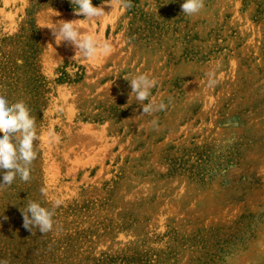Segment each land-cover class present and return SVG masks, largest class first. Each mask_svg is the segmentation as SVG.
Returning a JSON list of instances; mask_svg holds the SVG:
<instances>
[{
  "label": "rangeland",
  "instance_id": "obj_1",
  "mask_svg": "<svg viewBox=\"0 0 264 264\" xmlns=\"http://www.w3.org/2000/svg\"><path fill=\"white\" fill-rule=\"evenodd\" d=\"M183 2L92 0L106 15L89 20L70 0H0V92L36 117L38 153L0 191V260L264 264V0ZM61 21L111 51L82 57ZM140 74L165 110L143 114ZM29 201L54 209L51 232L23 227Z\"/></svg>",
  "mask_w": 264,
  "mask_h": 264
},
{
  "label": "clouds",
  "instance_id": "obj_2",
  "mask_svg": "<svg viewBox=\"0 0 264 264\" xmlns=\"http://www.w3.org/2000/svg\"><path fill=\"white\" fill-rule=\"evenodd\" d=\"M75 4L77 14L92 20L105 16L103 5L93 6L92 0H70ZM125 9L130 8L131 0H116ZM205 8V0H184L181 11L184 15H199ZM61 27L55 35H59L62 41L73 44L82 57L95 58L98 54L107 55L111 51V45L107 40L101 41L93 35H83L75 27L76 21H61ZM131 93L135 94L136 100L140 102L143 114H151L163 111L166 105L161 102L158 105L151 99V90L156 85V80L147 75L140 74L128 81ZM212 81H206L211 83ZM148 101L147 103H144ZM153 128L158 126V120L151 122ZM48 142L51 143L55 136L54 131L47 133ZM37 140L36 117L23 100L10 102L4 92H0V191L10 187L17 177L23 182L31 178V165L37 158L34 142ZM59 205V201L56 202ZM54 209L43 207L37 201H29L26 208L21 211L23 227L32 232L38 228L43 235L51 232L54 227ZM0 264H8L0 260Z\"/></svg>",
  "mask_w": 264,
  "mask_h": 264
}]
</instances>
